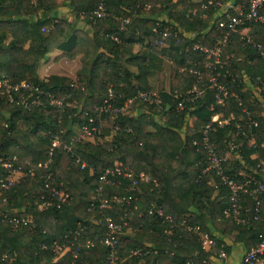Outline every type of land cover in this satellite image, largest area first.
<instances>
[{"label":"trees","instance_id":"obj_1","mask_svg":"<svg viewBox=\"0 0 264 264\" xmlns=\"http://www.w3.org/2000/svg\"><path fill=\"white\" fill-rule=\"evenodd\" d=\"M99 1L68 0L74 18L81 17L88 24V29L82 30L74 20L52 12L57 0H0V80H27L72 102L60 109L55 104L27 108L6 99L5 89L0 88V156L11 164L6 167L0 163V178L15 168H35L34 177L19 178L4 192L6 199L0 197V258L5 254L8 264H107V247L98 240L92 246H82L73 261L70 252L57 256L51 248H42L41 243L69 240L78 224L83 226L84 237L103 235L107 231L104 215L118 220L125 211L128 225L118 233L120 264H186L189 260L190 264H215L218 256L214 252L221 248L230 254L236 244L245 252L257 243L258 234L264 229V192L258 208L261 219L254 217L255 200L243 193L244 221L237 222L224 216L230 191L219 182L214 169L202 174L201 183L196 177L208 164L200 145L202 130L216 112L222 118L232 115L212 133L218 152L224 156L228 139L241 142L238 152L223 162L224 173L233 175L242 167V160L255 164L264 158V120L259 118V124L250 128L243 124L255 145L249 143L248 137L236 134L235 122L242 114L236 97L228 94L220 106L216 103V89L206 85L208 76L215 75L218 81L231 86L243 104H249L251 88L241 77L247 74L248 83L258 79L264 82V57L238 33H231L221 56L223 66H207L209 58L193 45L213 46L222 36V30L215 27L220 18V0H102L105 16H81L82 11L92 9ZM248 1L235 0L243 8ZM123 18L128 20L121 27ZM247 25L253 41L264 44V23ZM161 30L169 32L166 44L154 46ZM136 42L142 45L139 50L133 48ZM53 49H61L69 56L81 55L75 77H39L38 63ZM229 52L233 54L226 58ZM191 69H199L201 77ZM83 73H87L86 79L82 78ZM194 85L203 90L188 101V90ZM108 88L114 91L113 102L117 106L132 100L125 109L114 114L103 111L99 118L96 107L107 98ZM171 88L176 95L170 94ZM152 89L160 92L159 109L136 96L139 91ZM183 98L184 106L178 108L177 103ZM89 117H93L92 122ZM101 118L108 123L99 129L94 140L75 142L69 151L63 147L84 122L99 125ZM111 129V136L102 140ZM57 133L61 144L53 147L48 158L52 137ZM254 153L256 156L252 157ZM116 165L129 166L133 173L109 175L108 181L101 183L109 206L99 208V197L93 196V188L100 184L99 175L104 169ZM140 170L150 181L140 179ZM49 173L50 185L63 188L68 197L59 206L54 201L39 207L50 192L43 184ZM259 174L261 177L264 172ZM209 178L213 179L211 184H207ZM114 194L131 196L130 202L121 205L112 201ZM150 204L161 205L171 213L174 225L147 213ZM14 214L31 220L14 225L9 220ZM94 217L101 222L97 223ZM220 220H227V224L215 234L214 224ZM185 224L199 225L207 231L215 239L212 248L205 249L197 235L184 228ZM225 235H231L230 243ZM146 246L150 250L143 256L129 253L130 248Z\"/></svg>","mask_w":264,"mask_h":264},{"label":"built area","instance_id":"obj_2","mask_svg":"<svg viewBox=\"0 0 264 264\" xmlns=\"http://www.w3.org/2000/svg\"><path fill=\"white\" fill-rule=\"evenodd\" d=\"M205 5V4H203ZM217 5L220 8V18L216 21L215 27L222 30V36L218 38L213 46L199 45L195 43L194 48L200 49L206 56L209 58L207 66L215 67L219 65L222 67L225 61L221 58L224 53V48L227 46L229 41L231 40V33H238L243 41L248 44H253L260 54L264 57V44L260 42H254L250 35V26L247 23L251 22H263L264 23V0H249L246 8H243V5L240 3H236L235 0H220L217 2ZM233 10L234 12H230ZM87 14L90 18H96L105 16L107 14V10L105 8L104 2L101 0L88 11H82L81 16ZM127 18H123L121 21V27L124 26ZM153 30H156L155 27ZM160 37L154 40V46H162L166 44V39L169 36V32L167 30L159 31ZM114 40H118L117 36L114 34L110 35ZM233 53H227L225 55L226 58L232 56ZM192 72L196 73L198 77H201V72L199 69H191ZM242 80L249 85L251 88V93L249 94V104H243V99L236 95L233 91H231V86L224 85L222 82L218 81L215 75H209L208 80L209 83L206 85L209 87H213L216 89L215 97L216 103L220 106H223L225 103V99L228 94L236 97L239 105L242 106V114L237 117L235 122L236 134L240 133L241 135H245V137L249 138V143L254 144L253 136H250L249 130L246 131L243 127V124H247L250 128L251 126H257L259 124V118L264 120V82H261L259 79L254 81H249V76L247 74L242 75ZM72 85L77 86L76 82H73ZM0 88H4L5 97L9 101L20 102L25 107L29 108L31 106H46L50 104H55L57 108H63L64 106H71L72 102L69 100L63 101L58 98L55 93L51 91H44L38 85L33 84L27 80H21L15 83H7L6 80H0ZM203 88H197L195 85L188 90L190 94L186 97V100L191 101L194 100L201 92ZM170 94L176 95V90L174 88L170 89ZM114 91L112 88H108V96L105 98L103 104L96 107L98 110V116L103 111H108L112 114L123 110L127 107V105L132 100L129 98L125 101L123 105L117 106L114 104ZM136 96L141 100L145 101L148 104H155L159 109L161 107V95L159 90H148V91H139ZM184 98L177 103L178 108H182L184 106L183 102ZM232 116V115H231ZM221 117V113H214L210 120L204 125L202 134L200 137V145L205 150L208 164L204 166L201 171L198 173L196 180L200 183L202 182V174L206 173L209 169H214L215 174L219 177V182L221 184H225L229 188V200L226 207L223 209L224 216L231 217L235 219L237 222H243L244 218L241 216V211L243 209L242 200L243 193H248L254 200L256 206V214L254 217L256 219H261V214L259 213V205H260V196L264 192V175L258 177L260 172H264V158L259 159L255 164H250L242 160V167H238L233 175L226 174L222 171L223 162L227 159L228 156L232 155L234 151L237 150L240 146L241 142L235 141L234 139H228L226 141L227 149L225 150L224 156H222L218 150L215 141L212 138V133L215 132L216 126H221L229 121L230 117ZM100 118V116H99ZM106 119V118H105ZM99 119V125H89L88 123H83L79 128L78 132L73 135L68 144H64V148L69 151L71 145L75 142L93 139L94 135L99 131V129L103 126V123L107 122V119ZM89 121H93V117H89ZM108 123V122H107ZM118 128V127H115ZM229 134V132L227 133ZM195 142V140H194ZM61 144L60 135L54 134L52 137V144L48 151V158L51 156L53 147L59 146ZM255 145V144H254ZM237 154V153H236ZM256 153H254L255 157ZM238 157H241L238 154ZM48 162L45 161L44 165ZM0 163H3L6 167H9L10 162H6L0 156ZM85 162H81V166L83 167ZM18 172L20 175L17 179L12 178V172ZM133 173V169L129 166H120L116 165L112 168H105L104 171L99 175L100 184L96 185L93 188V196L99 197V208H106L109 206V198L104 197L102 195L103 185L102 182L108 181L109 175L114 174H123L125 176H130ZM29 175L30 177H34L35 168L29 167L26 171L20 170V168H15L9 173L6 177L0 178V197L2 200L6 199V195L4 192L10 188L13 183L19 178ZM50 173L47 175V178L44 180L43 184L46 188L50 189V192L47 196L46 200L41 202V206H48L52 204L54 201L57 206L63 203L68 194L63 188H58L56 186H51L48 180ZM139 177L141 180L150 181V177L144 173V171H139ZM213 182L212 178L207 180V184H211ZM134 184L137 183V180H134ZM157 184V183H156ZM112 201L120 202L121 205L130 202L131 196L126 197L124 195L117 196L112 195L110 198ZM136 207V206H135ZM90 209V207H88ZM127 210V207L125 208ZM146 212L149 214H155L162 221H167L170 226L174 225V216L171 213L165 212L164 208L160 206H156L155 204H150L146 209ZM95 221L97 223L101 222L100 218H96ZM9 220L14 225H18L21 221L23 223L29 222L31 219L29 217H20L18 215H11ZM104 220L106 222L107 231L102 235L100 233L93 234L90 237L83 236V226L78 224V228L74 230L72 236L69 240H53L51 243L46 244L44 242L41 243L42 248H51L57 256H62L67 252L72 254L71 261H73L80 251L82 246H92L95 240H98L101 244L107 247V264H120L118 249H119V237L118 233L124 228V226L128 225V214L127 211L123 212L122 215L118 217V220H114L111 215H104ZM185 220H182L181 224H183ZM184 228L188 231L195 233L201 242V245L205 249H211L215 244V239L208 234L207 231L201 230L199 225H190L185 224ZM164 232H168L167 229H163ZM258 241L255 245L251 246L248 250L243 253V256L239 260L237 264H264V229L258 234ZM149 247H135L130 248L129 253L132 256H143L147 252H149ZM217 254L218 258L221 262L225 261L228 258V253L224 248H221L219 252H214ZM5 254L0 258V264H8L4 261ZM192 261H187L186 264H190ZM70 264V263H64Z\"/></svg>","mask_w":264,"mask_h":264},{"label":"crops","instance_id":"obj_3","mask_svg":"<svg viewBox=\"0 0 264 264\" xmlns=\"http://www.w3.org/2000/svg\"><path fill=\"white\" fill-rule=\"evenodd\" d=\"M148 1V0H147ZM58 5L55 10L52 12L57 16H62L67 18L68 20H74L76 23V27L82 30L88 29V24L81 17L74 18L73 14L70 12V7L68 5V0H57ZM162 14L161 17L166 18ZM204 16V15H203ZM128 20V19H127ZM251 30V27H250ZM142 47L140 42H136L134 44V50H139ZM52 59L54 60L52 63L46 64L44 61L40 59L37 66V73L39 77H47L53 74L67 75L70 77H75L77 71L81 65L80 62V54L79 55H66L65 52L61 49H54ZM44 63V64H43ZM169 64V63H168ZM131 69H134L133 66H130ZM167 71V70H166ZM87 73L82 74V78L86 79ZM168 85V84H167ZM249 86V85H248ZM215 230V228H213ZM236 250H231L230 254H228L227 260L220 263V259H214L215 264H237L243 255V249H239L240 245H236Z\"/></svg>","mask_w":264,"mask_h":264},{"label":"rangeland","instance_id":"obj_4","mask_svg":"<svg viewBox=\"0 0 264 264\" xmlns=\"http://www.w3.org/2000/svg\"><path fill=\"white\" fill-rule=\"evenodd\" d=\"M52 51H54V49L53 50H49L46 54H45V56L41 59L42 61H44V63H46V64H49V63H52L54 60L52 59V56H53V52ZM43 63V64H44ZM168 63H170V61H168ZM246 87H248V86H246ZM152 90H156V89H152ZM250 93H251V91H250ZM249 93V94H250ZM106 120V119H105ZM106 124H107V122H105V124L103 123V126H106ZM98 133V132H97ZM113 133V130L111 129L110 130V132H109V134H105L104 135V138H101L102 140H104L105 139V137H110L111 136V134ZM98 137V136H97ZM98 138H100V137H98ZM95 139V135H94V137H93V139L92 140H94ZM19 173L16 171V172H12V174H11V176H12V178H15V179H17L18 177H19ZM39 207H41V203H39ZM227 224V220H220V221H216V223L214 224V226H215V230L214 231H212L213 233H215V234H217V233H219V231H217V230H219L220 229V232H221V229H222V227H224L225 225ZM224 239L227 241V242H231L232 241V237H231V235H225L224 236ZM235 245V244H234ZM237 249V246H233V248H232V250L234 251V250H236ZM239 249H240V247H239ZM220 263H223V262H221L220 261Z\"/></svg>","mask_w":264,"mask_h":264}]
</instances>
